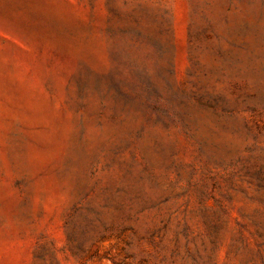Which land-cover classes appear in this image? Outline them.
Wrapping results in <instances>:
<instances>
[{"label": "rangeland", "instance_id": "obj_1", "mask_svg": "<svg viewBox=\"0 0 264 264\" xmlns=\"http://www.w3.org/2000/svg\"><path fill=\"white\" fill-rule=\"evenodd\" d=\"M0 264H264V0H0Z\"/></svg>", "mask_w": 264, "mask_h": 264}]
</instances>
